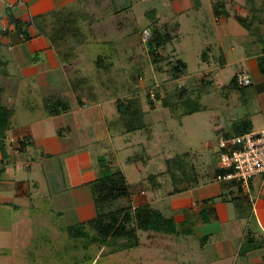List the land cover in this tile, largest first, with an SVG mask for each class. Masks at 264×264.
<instances>
[{"label":"crops","instance_id":"obj_1","mask_svg":"<svg viewBox=\"0 0 264 264\" xmlns=\"http://www.w3.org/2000/svg\"><path fill=\"white\" fill-rule=\"evenodd\" d=\"M112 1L120 7L128 6L131 11L127 34L121 39H114L117 49V44L123 43L120 51L118 50L117 68L119 62L135 46L143 43L141 30L149 24L137 26L139 16L136 17L133 10L135 0ZM158 1L162 2H159L160 5H164L167 0ZM74 2L75 0H0V94L3 104L12 109V127L6 131L4 141H0V264H4L8 258H14V253L19 250L20 227L23 220L25 222L29 219L27 212L32 210L34 200L31 187H38L37 181L18 178L19 155L26 156L23 167L28 170H31L34 156L49 161L51 157L64 159L57 166H50L61 177L62 187L58 192L69 195L78 223L96 215L91 182L98 176L90 167V170L86 169L88 174L84 173V166L89 163L87 148L92 149L99 143L107 142L106 146L110 148L107 151L115 159L114 136L111 131L117 130L115 135L122 136L127 142H130L131 134L142 137V141L136 142L137 148L127 157L142 145L146 147V155L149 157L146 163H142L143 160L140 159L139 162L128 164L146 166L152 158L161 155H151L150 145L155 151L163 149V146L156 148L155 144H151L158 135L153 129L155 119L150 116V112L156 109L158 102L165 108L164 102L158 100L154 107L143 103L140 94L145 85L144 88L139 85L138 93L146 118L152 125V138L149 140L143 132L121 134L117 127L109 125L108 122L115 116L116 99L107 98L104 91L95 102L77 104L74 108L53 116H48L41 109V101L45 96L68 94L71 91L72 71L84 70L82 66H73L79 60L78 52L73 63H62L52 40L36 28L34 20L37 16L56 9L70 7ZM150 10L157 19V25L173 36L171 42L176 38L168 27L179 30L182 26L180 17L190 12V26L194 31L198 28L195 34L190 33V37L194 35L190 40H195L200 47L197 52L200 65L194 75L190 74V80L207 75L214 81L225 72H230L226 83L228 85L237 71L250 76L251 82L247 86L225 88L227 97L233 92L240 94L237 95L236 103L226 107L220 116L217 126L219 131L233 132L235 129L230 124L241 120L248 121L249 130L259 129L264 122V0H168L167 6L145 8V20L147 14H151ZM167 12L170 19L163 16ZM9 13L26 30L25 39L20 38ZM144 46L146 47L145 44ZM92 50L95 51V48L92 47ZM92 68L86 73H92ZM116 68L114 73L118 71ZM23 81L27 84L22 86ZM40 83L42 88L50 92L36 103L32 99V87ZM260 87L263 91H259ZM17 92L20 94L19 105L13 103ZM227 97L225 98L228 99ZM21 110L24 114L20 113ZM64 114L69 115V119L56 121V117ZM222 116L226 117L222 119ZM23 117L25 119L21 120ZM20 140L25 142L21 149L17 148ZM205 147L208 151L198 154L184 151L193 155L199 178V183L195 186L170 195L166 194V189L153 193L146 183V177L148 174L161 172L163 168L142 176L139 186L128 192L129 203H152L166 216H171L177 227L174 234L154 235L150 238L151 242L144 245L146 248L143 249L146 251L147 262L264 264V175L254 176L246 187L231 181L218 182L215 180L219 171L217 145L206 143ZM209 148H213V151L209 152ZM93 154L95 158L101 155L95 152ZM51 167L49 171L54 170ZM127 186L131 187L128 183ZM46 196L48 195H43L45 198ZM52 207L54 208V204ZM21 210L25 213H20ZM59 215L60 213L58 217Z\"/></svg>","mask_w":264,"mask_h":264},{"label":"rangeland","instance_id":"obj_2","mask_svg":"<svg viewBox=\"0 0 264 264\" xmlns=\"http://www.w3.org/2000/svg\"><path fill=\"white\" fill-rule=\"evenodd\" d=\"M127 2H130V0H127ZM159 2L158 0H135L133 10L136 13V17H140H137L139 19L137 20L138 27L148 23L143 17L145 8L167 6L168 0L164 5H160L162 2ZM169 15V12H167L163 16L169 18ZM180 21L182 26L179 30H172V27H168L169 31L174 32L176 40L166 45H161L156 61L152 62L151 52H149L151 58H148L149 55L146 51V55H148L146 61L148 63H146L147 66L145 65L146 69H143L142 66L135 67V71L139 74L137 76V84L142 87L145 85L142 94H138H140L142 102L145 104H148L150 100L155 104L158 100H162L164 103L170 102L174 106L176 104L175 107L178 108L179 112L183 111L180 99L187 97L190 101H197L201 107L200 110L179 118L175 112L169 111L166 107L163 108L158 102L156 109L150 112V116L155 119L153 129L156 130V135H158V138L154 139L151 144H155L156 148L163 146V149H156L158 151H155V148L150 145L149 153L151 155L153 153H161L159 157L152 158L146 166H136L135 164L124 162L127 155L132 153L134 148H137L136 142L142 141V137H139V134H131L130 142H127L123 140L122 136L115 135L117 130H112L115 159L107 151L110 150L106 146L107 142L99 143L98 146L92 149L87 148L89 154L87 161L89 163L84 166L83 170L86 171L84 173L88 174L87 170L91 169L97 176L100 175L99 156L93 157L94 152L99 153L101 154L100 156L106 157L114 168H118L122 172L125 176V182L131 186L128 188V192H132L139 186L142 176L164 168L163 158L165 156L184 151H192L197 154L204 151L207 152L205 144H216L218 134H223L217 128L220 116L224 113L226 107L229 108L236 103L237 95L240 92L229 93L227 97L225 88L227 87L226 83L230 72H225L224 75L218 76L214 81L207 75L193 77L190 80V74L194 75L200 65L197 54L200 47L195 43V40L193 42L190 40L194 38V35L190 37V33L195 34L198 28L194 31L190 26V12L183 14L180 17ZM86 26L87 24H84L82 31L78 33V37H81L79 42L83 39L84 44L77 47L79 60L73 64V66H82L85 73L92 68V59L97 50L93 39L90 38L89 27L86 28ZM168 26H170V23H168ZM145 29L151 32V26H146ZM138 39L140 40L141 37ZM141 44L143 43L141 42ZM117 46L120 51L123 43H119ZM92 47L95 48V51H93L94 49L92 50ZM179 58L186 63V68L180 70V73H175L172 67ZM120 63H123V61H120L119 65ZM141 69L145 72L144 76L140 75ZM234 78L235 76L232 79ZM231 80L229 81L230 83ZM23 84H27V82L23 81L22 86ZM259 91H263L261 87ZM49 92L47 89L42 88V83L36 84V86L33 85L32 99L37 103L42 96L49 94ZM182 92L183 94L180 95ZM15 95L13 103L19 105L20 94L17 92ZM20 113L24 114V111L21 110ZM225 117L222 116V119ZM67 118L69 119V115L64 114L62 117H56V121H62V119L65 120ZM24 119L23 117L21 120ZM106 147L107 149H104ZM210 151H213V148H209ZM17 160L18 178H29L30 181H37L38 187L33 188L30 186L31 194L34 198L32 210L27 212L29 219L25 220V222H23L24 220L22 221L20 236H18L21 245L19 250L14 253L15 257L12 259L8 258L10 264H149L145 257L146 251L143 249L146 248L145 246L148 242H151L150 238L154 237V234L150 232L138 231V246L122 250H113V246L104 248L97 243L85 246L82 239H74L68 236L64 229L68 225L76 224L77 217L74 214L69 195H65L67 193L64 194L63 192L59 194L58 192L61 191L62 181L61 177H58V172L53 168L64 162V159L51 157L49 161L48 159L34 156L31 170L23 167V162L26 160L25 155H19ZM113 161L116 163L114 164ZM49 167L54 170L49 171ZM45 194L48 195L46 198L43 197ZM127 199L128 197L116 200L112 203L111 208L130 206L133 209L135 206L142 204L141 202L131 204ZM51 203L54 204V208ZM20 213L23 214L25 211L21 210ZM71 254H73V257ZM84 254L89 255L87 259L84 258ZM8 261L5 260L4 264H9Z\"/></svg>","mask_w":264,"mask_h":264},{"label":"trees","instance_id":"obj_3","mask_svg":"<svg viewBox=\"0 0 264 264\" xmlns=\"http://www.w3.org/2000/svg\"><path fill=\"white\" fill-rule=\"evenodd\" d=\"M150 12L151 14H147L148 26H151L150 41L147 42L146 47L144 44L135 46L124 57L123 66L120 63L116 73H114V69L117 66L119 54L114 39H121L127 34L131 16L128 6H117L112 0H75L70 7H63L37 16L34 20L36 28L52 40L62 63L71 64L76 60L77 47L84 44L83 39L79 42L81 37H78L84 24H87L86 28L89 27L90 38L93 39L97 49L92 73H84L78 69L72 71L70 75L71 91L68 94L45 96L41 101V109L48 116H53L68 111L77 104L95 102L104 91L107 98L116 99L115 116L108 122L109 125L117 127L121 134L140 131L146 134L148 140L151 139L152 125L146 118L138 94L137 76L139 74L135 71V67L142 66L143 69H146V63H148L146 62V51L148 55L151 52L153 57L151 60L155 62L157 55H154L153 51L157 50L159 53L161 45L171 42L173 36L157 25L154 13L152 10ZM8 16L16 24L20 38L25 39L27 33L25 29L21 28V22L11 13ZM144 29L142 28L141 33ZM149 58H151L150 55ZM185 67V62L179 58L172 68L175 73H180V70H184ZM143 69L140 72L142 76L145 75ZM226 86L237 87L235 78ZM182 94L183 92L180 93V95ZM180 102L183 107L182 112L178 111V108L175 107L176 104L174 106L170 102H165L164 106L169 111L175 112L179 118L201 108L197 101H190L187 97L180 99ZM148 104L150 107H154L152 100ZM11 118L12 109L3 104L0 94L1 142L4 141L6 131L12 127ZM230 125L235 131L219 134V136L238 135L249 131L247 120L237 121ZM24 145L25 142L20 140L17 148L21 149ZM146 154V147L142 145L127 157L126 162L136 163L141 159L142 163H146L149 158ZM98 164L100 175L91 182L96 215L87 221L66 226L64 230L68 236L82 239L85 246L97 243L104 248L113 246V250H122L138 246V231L150 232L156 236L171 235L177 231L173 218L166 216L152 203L145 202L133 209L130 206L111 208L112 203L116 200L128 197V186L122 172L118 168H114L106 157L99 156ZM220 172L223 170L219 169L217 173ZM146 183L153 193L160 189H166L167 195L195 186L199 183V178L193 155L184 152L165 157L164 169L156 174H148ZM71 255L73 257V254ZM88 256L84 254L85 259Z\"/></svg>","mask_w":264,"mask_h":264},{"label":"built area","instance_id":"obj_4","mask_svg":"<svg viewBox=\"0 0 264 264\" xmlns=\"http://www.w3.org/2000/svg\"><path fill=\"white\" fill-rule=\"evenodd\" d=\"M150 38L151 32L144 29L142 41L145 45ZM157 53V50L153 51L154 55ZM235 80L239 86H247L251 82L250 76L244 72L236 73ZM216 145L218 169L223 170L215 176L216 181H231L246 187L254 176L264 175V122L256 130L238 135L219 136Z\"/></svg>","mask_w":264,"mask_h":264}]
</instances>
